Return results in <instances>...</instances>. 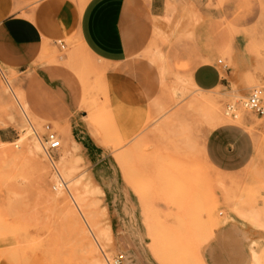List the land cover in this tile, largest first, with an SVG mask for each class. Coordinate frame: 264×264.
Returning <instances> with one entry per match:
<instances>
[{
    "label": "rangeland",
    "instance_id": "rangeland-1",
    "mask_svg": "<svg viewBox=\"0 0 264 264\" xmlns=\"http://www.w3.org/2000/svg\"><path fill=\"white\" fill-rule=\"evenodd\" d=\"M164 24L154 37L161 45L193 39L203 26L210 46L221 41L224 87L199 88L150 49L135 112L77 42L46 51L24 75L3 72L0 124L18 137L0 142L13 156L0 159V264H204L228 212L246 219L264 201V116L244 107L255 89L264 101V0H172ZM46 126L61 141L55 164L43 149ZM223 126L253 137L254 160L237 178L217 174L209 160ZM25 129L40 139V153L19 142Z\"/></svg>",
    "mask_w": 264,
    "mask_h": 264
},
{
    "label": "crops",
    "instance_id": "crops-1",
    "mask_svg": "<svg viewBox=\"0 0 264 264\" xmlns=\"http://www.w3.org/2000/svg\"><path fill=\"white\" fill-rule=\"evenodd\" d=\"M175 1L183 6L188 0ZM169 4L172 0H0V79L3 72L24 75L48 53L59 51V44L67 48L68 42H77L107 69L103 79L135 112L146 96L141 75L149 65L141 56L150 49L160 50L165 69L192 78L199 88L224 87L228 80L216 63L221 41L210 46L204 26L193 39L185 33L168 45L154 40L156 31L167 32ZM17 137L15 126L0 124L1 143ZM211 141L209 160L217 174L237 178L254 160L253 137L241 128L223 126ZM255 209L246 219L228 212L227 222L203 251L204 264H252V249L264 264V230L259 228L264 220L258 218L264 201Z\"/></svg>",
    "mask_w": 264,
    "mask_h": 264
},
{
    "label": "built area",
    "instance_id": "built-area-1",
    "mask_svg": "<svg viewBox=\"0 0 264 264\" xmlns=\"http://www.w3.org/2000/svg\"><path fill=\"white\" fill-rule=\"evenodd\" d=\"M60 45L61 49H65L64 45ZM219 63H222L221 61ZM244 107L256 116H264L263 90L255 89L251 92L244 103ZM228 116L236 117L233 106H228L226 110ZM46 137L43 145L44 153L52 164H55L54 158L56 153L61 149V141L57 134L53 132L50 126H46Z\"/></svg>",
    "mask_w": 264,
    "mask_h": 264
},
{
    "label": "bare ground",
    "instance_id": "bare-ground-1",
    "mask_svg": "<svg viewBox=\"0 0 264 264\" xmlns=\"http://www.w3.org/2000/svg\"><path fill=\"white\" fill-rule=\"evenodd\" d=\"M18 101V100H17ZM197 103H202V101H203V99L201 98V99H196L195 100ZM19 104H20V107L22 108V110L24 111V114L27 116V114H26V109L21 105V103L19 102ZM25 116V118H27ZM242 116V115H241ZM237 117V116H236ZM238 119V118H237ZM32 131H33V128L31 129ZM23 131V138L22 139H20L19 140V142H24V141H29V143L30 144H27V152L29 153V154H33V153H40L41 152V147H40V145H39V143H40V139L38 138V136H36V139H31V136H32V134H35L36 135V133L34 132V133H31V131H28L27 129H25V130H22ZM18 142V143H19ZM2 145H5L6 146V144L5 143H1ZM7 157H13V156H11V153L9 152V151H6V150H1L0 151V159H3V158H7ZM61 160L63 161L64 159H63V157H61ZM69 171H71V169L69 170ZM68 172V171H67ZM72 172H74L73 170H72ZM66 173V172H65ZM70 174L68 173V176H69ZM67 176V175H66ZM67 176V177H68ZM71 176V175H70ZM60 182H62V181H60ZM62 184V183H61ZM60 185V184H59ZM57 187H58V185H57ZM59 188V187H58ZM62 188V187H61ZM60 188V189H61ZM57 189V188H56ZM60 195H62V191L58 194V196H60ZM53 198H57V197H53ZM81 200V199H80ZM73 209V208H72ZM69 212H71V211H68V213ZM72 214V213H71ZM74 215H76V214H74ZM250 217V216H249ZM252 251V253L251 254H253V263L252 264H261V258L258 256V254L255 252V250L254 249H252L251 250ZM98 258V257H97ZM99 260V259H98ZM263 260V259H262ZM107 261V260H106ZM263 262V261H262ZM98 264H105V262H98Z\"/></svg>",
    "mask_w": 264,
    "mask_h": 264
}]
</instances>
